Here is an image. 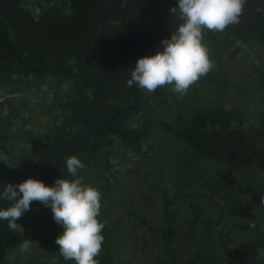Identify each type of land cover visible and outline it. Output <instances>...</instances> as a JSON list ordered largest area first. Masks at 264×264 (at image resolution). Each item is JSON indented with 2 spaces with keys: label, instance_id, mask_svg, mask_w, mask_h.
<instances>
[{
  "label": "trees",
  "instance_id": "1",
  "mask_svg": "<svg viewBox=\"0 0 264 264\" xmlns=\"http://www.w3.org/2000/svg\"><path fill=\"white\" fill-rule=\"evenodd\" d=\"M177 3L178 0H47L33 10L29 0H0V89L9 93L15 83L35 77H52L65 87L61 95L56 94L49 105L50 113L45 114L42 125L35 127V134L13 133L17 144H0V192L5 184H18L28 177L49 186L57 178L73 179L66 167V159L72 155L85 165L78 170L79 177L84 180L89 172L100 168L102 174L98 176L103 175L108 186L114 176L111 151L117 142L142 150L151 122H135V117L148 110L153 99L164 95V87L146 94L135 84L129 87L127 80L138 58L162 51L161 41L177 30L181 21L170 14V8ZM258 5L264 7V0H247L239 23L223 32L206 31L204 42L228 36L234 42L255 44L264 54V12H256ZM164 127L198 154L229 167L264 164V114L251 120L233 108L196 110L183 125ZM3 139L0 136V141ZM256 184L264 187V179ZM201 188L227 198L228 209L229 205L236 208L234 193L227 192L223 184L217 188L202 181ZM7 206L9 202L0 200V208ZM43 208L53 217L50 207L32 202L30 211L17 223H28L35 209ZM238 209L240 222L221 225L219 233L213 224L219 221L220 214L213 221L206 218L198 223L194 212L187 220L189 256L185 258L177 254L175 237L179 231L171 224L175 217L168 210H163L164 220L159 227L139 221L144 233L152 234L151 239L143 236L140 240L157 251L151 264H239L257 255L264 250V204L254 213L244 207ZM116 225L117 221L103 230L100 264H116L112 243ZM229 233L238 242L225 245L226 250L219 252L211 240L219 241ZM26 239L30 236L25 231L19 227L12 231L7 220H0V264H9V249ZM59 258L62 260L57 264H63L60 253ZM256 264H264V260Z\"/></svg>",
  "mask_w": 264,
  "mask_h": 264
},
{
  "label": "rangeland",
  "instance_id": "2",
  "mask_svg": "<svg viewBox=\"0 0 264 264\" xmlns=\"http://www.w3.org/2000/svg\"><path fill=\"white\" fill-rule=\"evenodd\" d=\"M46 1L29 0V7L38 10ZM205 43L215 62L213 70L179 98L170 87H164V95L153 99L149 109L135 117V122H151L142 141V150L138 152L117 142L111 151L114 176L109 185L106 186L103 175L98 176L102 174L100 168L89 172V177L83 180L102 192L101 217L107 220V226L117 221L118 229L112 232L116 264L154 262L157 251L140 240L143 236L151 239L152 234H145L139 221L159 227L165 209L175 217L171 224L179 231L175 237L177 254L185 258L189 256L187 220L194 212L198 223L206 218L213 221L220 214L219 221L213 224L215 232L219 233L221 225L240 222L239 207L254 213L264 204V187L256 184L264 179V164L229 167L198 154L164 127L165 124L183 125L196 110L233 108L251 120L264 114L263 51L255 44L234 42L228 36ZM64 90L63 83L52 77L19 81L6 94L0 89V97H4L0 104V136L4 139L0 144L13 143L17 139L13 133L35 134V127L42 125L45 114L50 113V104L56 94L59 96ZM23 123L25 127H19ZM202 181L217 188L223 184L227 192L234 193L236 208L229 205V209L235 212L228 209L227 198L202 189ZM21 226L20 229L30 236L32 245L23 253L19 248L23 241L10 248L9 264L60 263L62 259L55 239L62 231L47 208L35 209L29 222L24 221ZM217 241L211 240V244L215 242L219 252L226 250L225 245L238 242L233 233ZM155 248L157 250V246ZM259 259L264 260V250L244 258L239 264H256ZM63 264H75V261L63 260Z\"/></svg>",
  "mask_w": 264,
  "mask_h": 264
},
{
  "label": "clouds",
  "instance_id": "3",
  "mask_svg": "<svg viewBox=\"0 0 264 264\" xmlns=\"http://www.w3.org/2000/svg\"><path fill=\"white\" fill-rule=\"evenodd\" d=\"M246 3L247 0H178L170 8V14L181 21L177 30L161 41L162 51L138 58L127 85L135 84L146 94L163 87H170L178 98L187 94L215 67L211 49L204 42L205 32H223L239 23ZM256 12H264V7L258 5ZM66 167L74 178H57L51 186L33 177L5 184L0 200L9 202V206L0 208V220H7L12 231L22 228L17 220L30 211L32 202H40L51 208L54 221L63 227L55 239L63 259L75 264H100L98 257L107 225V220L99 218L102 192L77 175L85 167L77 156L68 157ZM31 245L32 240L26 239L19 246L20 252H28Z\"/></svg>",
  "mask_w": 264,
  "mask_h": 264
},
{
  "label": "built area",
  "instance_id": "4",
  "mask_svg": "<svg viewBox=\"0 0 264 264\" xmlns=\"http://www.w3.org/2000/svg\"><path fill=\"white\" fill-rule=\"evenodd\" d=\"M4 99V97H0V101H2Z\"/></svg>",
  "mask_w": 264,
  "mask_h": 264
}]
</instances>
